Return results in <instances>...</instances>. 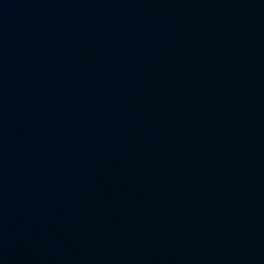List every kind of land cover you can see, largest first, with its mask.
<instances>
[{"label":"water","instance_id":"water-1","mask_svg":"<svg viewBox=\"0 0 264 264\" xmlns=\"http://www.w3.org/2000/svg\"><path fill=\"white\" fill-rule=\"evenodd\" d=\"M0 264H264V0H0Z\"/></svg>","mask_w":264,"mask_h":264}]
</instances>
